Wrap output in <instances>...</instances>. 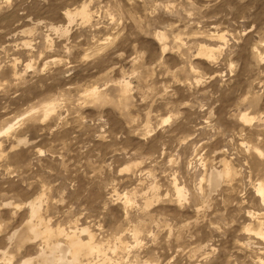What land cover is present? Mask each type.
Wrapping results in <instances>:
<instances>
[{"label": "rangeland", "instance_id": "374dc122", "mask_svg": "<svg viewBox=\"0 0 264 264\" xmlns=\"http://www.w3.org/2000/svg\"><path fill=\"white\" fill-rule=\"evenodd\" d=\"M260 186L264 0H0V264H264Z\"/></svg>", "mask_w": 264, "mask_h": 264}, {"label": "bare ground", "instance_id": "6f19581e", "mask_svg": "<svg viewBox=\"0 0 264 264\" xmlns=\"http://www.w3.org/2000/svg\"><path fill=\"white\" fill-rule=\"evenodd\" d=\"M79 13L80 17H88V13L85 8H82ZM75 14L78 15L77 13ZM93 94L97 95V92L94 91ZM245 118L243 120H246ZM11 128H9L8 131ZM233 174L234 173L228 165L222 171H213L209 179V185L211 189H215V187H217L224 178L229 179ZM175 188L179 199H184V190L179 188L177 185ZM258 192L262 196L264 202V187L260 186ZM40 203L41 200H38V202L31 203L29 205L31 220H29V222L25 224V228L28 234V238L26 237L25 240L29 243L31 241L33 242V240H39L41 242V245L39 248H37L38 252L35 257L28 258L27 261L25 260L23 262V264H91L90 259L88 258L94 256V254L99 253L102 250V247L96 245V243L93 241L94 236L86 229L83 230V233L87 232L89 236L88 241L85 242L77 235L78 232L76 233V230L78 229L73 230L70 233H63V230L60 228L57 230L52 229L50 225H48V223H46L43 218H41L40 209L42 207H39ZM259 235L261 237L264 236L263 233ZM13 236L12 237L14 239L15 235ZM11 239L10 241L13 240ZM61 239H63L64 241H61Z\"/></svg>", "mask_w": 264, "mask_h": 264}]
</instances>
